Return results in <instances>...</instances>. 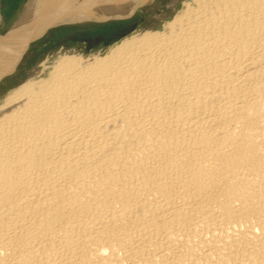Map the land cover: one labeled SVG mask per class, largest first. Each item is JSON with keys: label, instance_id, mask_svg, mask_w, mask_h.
Listing matches in <instances>:
<instances>
[{"label": "bare ground", "instance_id": "obj_1", "mask_svg": "<svg viewBox=\"0 0 264 264\" xmlns=\"http://www.w3.org/2000/svg\"><path fill=\"white\" fill-rule=\"evenodd\" d=\"M156 1L9 0L0 85L55 24ZM86 55L1 100L0 264H264V0H184Z\"/></svg>", "mask_w": 264, "mask_h": 264}, {"label": "rangeland", "instance_id": "obj_2", "mask_svg": "<svg viewBox=\"0 0 264 264\" xmlns=\"http://www.w3.org/2000/svg\"><path fill=\"white\" fill-rule=\"evenodd\" d=\"M17 1L20 3L22 0H14L15 3ZM183 1L157 0L152 5L138 9L136 15L128 20L130 24L124 28L125 32L128 29L131 30H128L126 34H124L125 32L120 33V31H124L121 28L107 29L104 23L101 24L102 22L55 24L57 27L50 29L48 33H45L44 36L30 45V49L26 52L20 63L17 74L10 78L4 77V81L0 85V103L4 101L7 93L15 88L16 85H20L30 78L38 77L41 72V64L48 59L52 61L63 49L67 51L79 50L87 54L86 56L98 52H101L103 55L113 42L121 40V38L127 35L145 28H162L163 24L181 9ZM8 2L9 0H0V9H3V6ZM112 21L117 22L115 20ZM12 22L14 21L10 23ZM10 28L9 26L4 31V34L1 35L5 36ZM117 30L118 32H116ZM114 37L117 38L113 39Z\"/></svg>", "mask_w": 264, "mask_h": 264}, {"label": "crops", "instance_id": "obj_3", "mask_svg": "<svg viewBox=\"0 0 264 264\" xmlns=\"http://www.w3.org/2000/svg\"><path fill=\"white\" fill-rule=\"evenodd\" d=\"M9 32V31H8Z\"/></svg>", "mask_w": 264, "mask_h": 264}]
</instances>
